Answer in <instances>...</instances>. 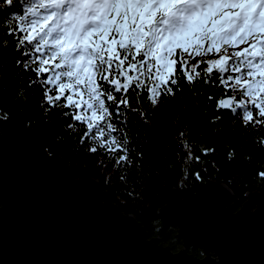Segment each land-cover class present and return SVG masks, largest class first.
I'll return each instance as SVG.
<instances>
[{
  "label": "snow or ice",
  "instance_id": "6c2138e0",
  "mask_svg": "<svg viewBox=\"0 0 264 264\" xmlns=\"http://www.w3.org/2000/svg\"><path fill=\"white\" fill-rule=\"evenodd\" d=\"M6 3L14 6V0ZM23 4L22 12L7 20V28L0 24V52L6 55L14 46L16 57L3 61L4 68L14 63L16 78L29 75L27 87H18L17 100L26 101L29 90L41 89L39 106L45 115L57 111L72 121L65 126L68 134L78 137L81 145L89 144L90 153L110 154L114 166L135 163L126 117L132 112L145 120L146 114L133 104H140L145 94L155 109L162 96L174 97L185 81L190 90L224 89L222 98L208 96L217 109L210 123L220 121L225 113L219 110L227 109L232 123L240 122L246 130L249 125L253 129L264 125V0H23ZM0 115L8 118L2 109ZM179 135L186 162H199L193 145L186 142L188 134ZM201 151L207 155L215 150ZM233 156L230 152L228 158ZM258 176L264 178V172Z\"/></svg>",
  "mask_w": 264,
  "mask_h": 264
},
{
  "label": "water",
  "instance_id": "95a60500",
  "mask_svg": "<svg viewBox=\"0 0 264 264\" xmlns=\"http://www.w3.org/2000/svg\"><path fill=\"white\" fill-rule=\"evenodd\" d=\"M0 129V264H264V193L248 190L233 210L230 184L215 176L194 196L174 181L156 212L176 226L172 251L96 178L69 179L37 130L21 119ZM195 246L202 256L187 251Z\"/></svg>",
  "mask_w": 264,
  "mask_h": 264
},
{
  "label": "trees",
  "instance_id": "16d2710c",
  "mask_svg": "<svg viewBox=\"0 0 264 264\" xmlns=\"http://www.w3.org/2000/svg\"><path fill=\"white\" fill-rule=\"evenodd\" d=\"M23 6V0H14L11 8L6 0H0V24L7 28V20L20 14ZM7 38L13 39L11 36ZM15 58L14 46L7 50L6 55L0 52V69H3L0 109L8 113L7 119L0 115V123L21 119L25 129L37 130L42 149L66 168L69 179L96 178L101 189L107 190L109 199H115L113 203L119 204L123 213H133L136 220L144 224L148 237L157 236L161 244L170 245L172 251L182 246L176 237V226L167 225L156 212L164 205L165 194L174 187V181L181 194L194 196L202 187H209L208 180L214 178L208 176H215V181L230 184L233 192L230 203L234 210L245 201L248 190L264 193V178L258 176L264 172V143L260 142L264 137V125L255 129L249 125L246 130L240 122L232 123L233 117L227 114V109L219 110L225 113L220 121L210 123L217 109L216 101L209 102L208 96L222 98L223 88L204 86L190 90L191 86L185 81L183 89L174 97L162 96L155 109L142 94L143 101L134 103L133 107L143 111L146 119L142 120L132 112L126 117L132 148L130 158L135 163L131 167L120 168L114 166L115 161L109 159L110 154L103 150L90 153L87 150L89 144L81 145L78 137L70 136L65 126L72 121L61 118L57 111L46 116L39 106L41 89L37 88L34 93L29 90L26 101L17 100L18 87H27L29 75L16 78L14 63L4 68L3 61H14ZM177 74L180 75L179 72ZM194 91L199 95H194ZM182 131L188 134L186 142L193 145L194 155L201 158L199 162L194 159L186 162L187 152L179 135ZM203 148L215 151L205 155L201 151ZM138 152L142 156H137ZM230 152H234L232 159L228 158ZM49 161L47 158L44 163ZM197 173L202 179H197ZM187 251L195 256L203 255L201 248L196 246L189 247Z\"/></svg>",
  "mask_w": 264,
  "mask_h": 264
},
{
  "label": "flooded vegetation",
  "instance_id": "af4514ba",
  "mask_svg": "<svg viewBox=\"0 0 264 264\" xmlns=\"http://www.w3.org/2000/svg\"><path fill=\"white\" fill-rule=\"evenodd\" d=\"M232 199H233V197H232ZM232 206H233V204H232ZM233 210H234V206H233ZM237 210V209H236Z\"/></svg>",
  "mask_w": 264,
  "mask_h": 264
}]
</instances>
